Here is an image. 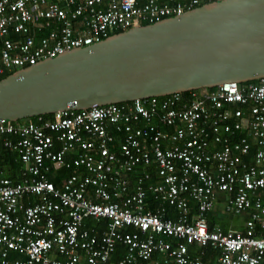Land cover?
Here are the masks:
<instances>
[{
  "label": "built area",
  "instance_id": "built-area-1",
  "mask_svg": "<svg viewBox=\"0 0 264 264\" xmlns=\"http://www.w3.org/2000/svg\"><path fill=\"white\" fill-rule=\"evenodd\" d=\"M210 1L0 0V74ZM187 92L0 120L22 166L15 181L0 166V264H205L190 246L264 264V77ZM60 166L72 172L56 186ZM218 192L248 214L242 231L209 228Z\"/></svg>",
  "mask_w": 264,
  "mask_h": 264
},
{
  "label": "water",
  "instance_id": "water-1",
  "mask_svg": "<svg viewBox=\"0 0 264 264\" xmlns=\"http://www.w3.org/2000/svg\"><path fill=\"white\" fill-rule=\"evenodd\" d=\"M264 77V0H214L0 79V120Z\"/></svg>",
  "mask_w": 264,
  "mask_h": 264
},
{
  "label": "trees",
  "instance_id": "trees-1",
  "mask_svg": "<svg viewBox=\"0 0 264 264\" xmlns=\"http://www.w3.org/2000/svg\"><path fill=\"white\" fill-rule=\"evenodd\" d=\"M214 1V0H211ZM204 4V3H202ZM144 24H148L146 22L143 23ZM121 30H114L112 32V34L118 33ZM111 34V35H112ZM17 68H14L12 70H4L3 73L0 74V79L5 77L6 75L10 74L11 72L15 71ZM188 92H184L182 95H187ZM160 99L163 97H159ZM43 118H49L51 117V114H44L41 115ZM32 119L36 118L35 117H31ZM0 166L2 168H4L5 170V174L10 177L13 181L18 180L19 179V174H20V169L22 168L21 163L19 161H17L16 159V154L12 151H9L8 149L4 148L2 146V144H0ZM155 171V168L154 170ZM72 172L71 169H63V168H58L55 169L51 174H50V179L55 183L56 186H59L61 183V180L69 175ZM156 178L152 179L155 181ZM172 207L168 206V213L173 214L174 211H172ZM193 210V209H192ZM172 216V215H171ZM88 224L91 226V228H95V229H102L104 228V220L101 221H94L92 219L88 220ZM216 220L212 217V212H210L208 214V226L210 229H212L214 227V224H216ZM224 230H226L227 228L223 227ZM99 230V229H98ZM125 246H123L122 244H118L115 248V250L112 252L111 254V259L112 260H117L123 257V255L125 254ZM217 255H218V251L215 249H212L210 247H206L203 249V254H202V260L205 262V264H215L216 263V259H217ZM58 257H60V255H57ZM169 264H174L173 262H170Z\"/></svg>",
  "mask_w": 264,
  "mask_h": 264
},
{
  "label": "crops",
  "instance_id": "crops-1",
  "mask_svg": "<svg viewBox=\"0 0 264 264\" xmlns=\"http://www.w3.org/2000/svg\"><path fill=\"white\" fill-rule=\"evenodd\" d=\"M58 168H63V169L68 170V168H66L64 166H60V167H54V168H52L53 169L52 172L55 169H58ZM4 173H5V170H4ZM131 182H132V185H133V179H131ZM227 201H228V194L227 193H225V192H218L217 193V195L215 197V201H214V204H213L212 209L209 210L207 212V214H206L207 222H208V214L210 212H212V217L217 222L216 224H214V227L215 226H219L223 231H228V230L242 231L244 229V223L248 219V214L246 212H241L239 214L227 213L225 211V204H226ZM190 205H191V210L193 209L191 211V213H192V215H194L195 214V211H196L195 203L193 201H190ZM168 206H171L173 208L172 209V211H174L173 214L168 213L169 212L168 211ZM161 207L164 208L163 215H164L165 218H175V216L177 215L176 208L174 206H172V205L164 204V205L161 206L160 204H157V203H152L151 204L152 210H156L157 208H161ZM88 223L89 222L86 221V224H85L86 227L91 228V226ZM223 227H225L227 229L224 230ZM98 229L101 230L100 228H98ZM189 253L192 256L193 255L199 256L200 259L202 260V257L201 256L203 254V251L201 252V248H197L196 246H190L189 247ZM11 257H13V258H21L20 255L15 254V253H11ZM156 258L159 259V263L158 264H169V262H167V263L164 262L165 256L162 255V254H159Z\"/></svg>",
  "mask_w": 264,
  "mask_h": 264
}]
</instances>
